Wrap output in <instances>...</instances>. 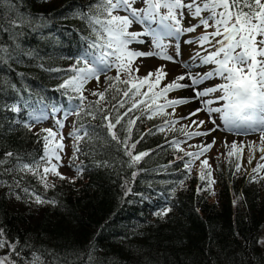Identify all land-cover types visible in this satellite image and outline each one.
<instances>
[{"label": "trees", "instance_id": "1", "mask_svg": "<svg viewBox=\"0 0 264 264\" xmlns=\"http://www.w3.org/2000/svg\"><path fill=\"white\" fill-rule=\"evenodd\" d=\"M94 2L12 0V8L0 0V46L11 53L6 63L0 62V100L19 98L10 87L14 84L25 99L44 97L67 108V98L56 90L65 73L47 70L67 69L94 39L87 23L76 16ZM107 85L104 79L103 89ZM5 115L11 119L15 114L0 113V158L8 151L42 155L43 143L35 134L40 129L30 132L15 124L10 131ZM138 115L140 111L132 117ZM20 118L27 119L26 113ZM164 121L160 115L142 116L129 147ZM80 123L93 125L89 138L80 142V152L71 157V168L74 163L82 166V174L62 173L66 180L49 174L55 187L45 188L38 176L0 167V239L16 244L15 252L0 248V257L7 254L16 264H28L34 253L45 264H264V244L258 243L261 235L264 240L263 180L254 182L217 159L221 167L210 190L208 179H199L200 162L189 176L177 159L183 153L167 143L171 137L165 132L145 135L132 151L150 154L129 167L124 144L111 138L99 116L80 122L74 117V125ZM115 131L120 141L128 135L119 125ZM70 150L73 154V141ZM198 187L204 190L197 192ZM32 193L56 203L38 204ZM165 207L171 208L166 216L155 215Z\"/></svg>", "mask_w": 264, "mask_h": 264}, {"label": "snow or ice", "instance_id": "2", "mask_svg": "<svg viewBox=\"0 0 264 264\" xmlns=\"http://www.w3.org/2000/svg\"><path fill=\"white\" fill-rule=\"evenodd\" d=\"M3 3L15 8L12 0H3ZM76 16L87 23L94 39L86 44L81 53L74 58L75 62L67 69L47 70L65 73L66 78L56 90L62 92L70 106L68 108L63 105L57 106L55 103L46 102L44 97L36 100L25 99L19 96V89H16L14 84L10 87L19 98L11 103L0 100V113L15 114L11 119L6 115L4 117L8 121L10 131L13 130V125L22 124L31 132L35 124L48 119L49 116L63 114V119L55 120L56 130L49 127L35 133L43 143L42 155L37 158L29 153L22 156L19 153L4 152L0 158V167L9 165L3 169L4 172L31 173L40 178L45 188L55 187V184L48 182L49 174L60 180L68 179L59 168L71 166V163L64 165L61 156L66 148L62 129L70 115H74L77 122L85 117L95 120L99 116L105 122L104 126L111 138L124 144V151L130 157L129 167H133L150 154L149 151L138 154H133L132 151L145 135L164 133L166 129L175 131L174 127L169 126L174 125L176 121L165 120L154 131L149 129L147 133L142 134L140 139L132 142L129 147L133 128L142 116L153 119L157 115H169L166 112L167 108L174 109L178 105L199 102L201 107L191 110L182 119H189L190 124L195 125L196 129L206 124L213 127L207 131H186L185 129L190 127L186 125L181 128L183 135L191 139L210 136L217 130L237 134L258 133V142L244 143L234 140L230 146L226 141L223 144L229 148L227 152L229 163L233 157L237 161H242L244 150L247 148V163L251 165L256 159L255 153L259 151L256 165L251 168V173L255 175H251L250 179L254 182L258 179L264 180V0H95L88 11L76 13ZM11 23L13 26H19L16 21ZM134 25L137 26L136 30H130ZM201 28L203 29L201 34L191 39L186 38L187 34H194ZM166 38H172L175 43L166 45L164 43ZM181 38H184V43L196 45L198 48L187 61L176 59L181 55ZM133 44L150 45V50L134 49L131 47ZM170 47L173 48V54L169 53ZM5 57L11 58V53L8 48L0 46V62L6 63ZM148 57L180 63L188 71L175 76L171 82L160 88L161 81L168 76L166 66L150 69L144 76L139 75L142 65L137 66L136 61ZM112 69H115L116 75L107 76L106 73ZM101 76L108 81L107 87L93 91L91 94L97 99L85 104L86 85L92 80L99 83ZM185 89H191L190 97L167 98L168 93ZM109 93L115 94L109 96ZM161 98H164L163 103L159 102ZM126 105L130 106L126 108ZM122 109L126 110L121 112ZM136 111H140L141 115L133 118L132 114ZM201 112L207 115V120L194 119ZM22 113H26L27 119L20 118ZM217 120L221 123L218 124ZM118 125L128 133L124 141L119 140L115 131ZM91 127H93L91 123L87 126L80 123L79 127L74 125L68 134L73 138V157L80 152V142L89 138L88 129ZM167 143L174 150L183 153V156H178L177 159L183 163L184 170L189 176L196 161H200L202 171L199 179L201 181L208 179L210 189L216 181L211 178L212 170L208 159L200 160V157L212 149L216 138L213 136L207 143L189 145V148H195V151H186L181 147L186 140L173 139ZM25 156L30 157L28 162L25 161ZM241 168L242 163L237 162L235 171L238 173ZM76 171L77 174H82L83 167L77 166ZM132 175L134 178L137 173L133 172ZM180 184L183 186V181ZM203 190L197 188V192ZM24 191L28 192V189L25 188ZM174 193L175 189L173 195ZM32 195L38 204L56 203L55 200L46 201L35 193ZM170 211V207H165L155 215L162 218ZM2 236L3 230L0 229V237ZM258 243L264 244V240ZM5 247H10L12 252L16 250L15 243L9 245L7 240L0 239V248ZM0 264L16 262H9L6 254L0 257ZM28 264H45V260L41 255L34 253Z\"/></svg>", "mask_w": 264, "mask_h": 264}, {"label": "rangeland", "instance_id": "3", "mask_svg": "<svg viewBox=\"0 0 264 264\" xmlns=\"http://www.w3.org/2000/svg\"><path fill=\"white\" fill-rule=\"evenodd\" d=\"M120 14L123 15L124 13H120ZM140 27H143V26H140ZM136 28H137V26L134 25L133 28L130 29V30H136ZM201 32H203L202 28L201 29H197L196 33L187 34L186 38L191 39L194 36H198L199 34H201ZM145 39H150V37H145ZM183 39L184 38H181V43H180L181 55L176 58L178 61H187L189 59L190 55L194 54V52L196 50H198V48L188 49L187 45H189V44H186V43L182 42ZM164 43L166 45L167 44H174L175 41L172 38H166ZM131 47L134 48V49H137V50H142V51H149L150 50V45H147V44H145V45L133 44V45H131ZM169 53L173 54V48H171V47L169 48ZM149 58H155L157 61L159 60V61L165 63L166 67L168 66V67H170L172 69L171 73L168 72L167 78L161 81V83L159 85L160 88L164 87V85L166 83L171 82L172 79L175 76H178V75L188 71V69L184 68L183 65L180 64V63H172L170 61H166V60L159 59V58H156V57H148V58H140L139 60L136 61L137 66L142 65L140 67V72H139L140 76L146 75L147 71L150 70V69L151 70H155L156 68H158V67L163 65V64L159 63L157 66H155V64L154 63L152 64V62L150 64H148ZM168 63H170V65ZM193 70H196V69H193ZM106 75L107 76H112V75L115 76L116 75L115 69H112V70L108 71L106 73ZM104 79H105L104 76H101V81L99 83H97L96 80H92V81H90L88 83V85H86V91L84 92V95L87 97V100L85 101V103L90 98H97L96 96H93L91 93L93 91H95V90H103ZM187 82L188 81H184V83H187ZM216 82L218 83L219 81H216ZM144 90H146V86H145ZM191 95H192L191 89H185V90H177V91L170 92V93H168L167 98L168 99H175V98H178V97H190ZM159 102L163 103L164 102V98H161V100ZM69 106L70 105H68L67 108ZM197 107H201L199 102H192V103L187 104V105H178V106H175L174 109L171 108V107L166 109V112L169 113V115H165V116H161L160 115V117L163 118V120H175L176 121V123L174 125H170L169 126V127H174L175 131H171V130L166 129L165 133H167L171 137L169 139V141H171L173 139H179L181 141H185L186 140V143H182L181 144V147L184 148L186 151H195L196 150L195 148H189V145H197V144H200V143H207V142L211 141L212 138H213V136L210 135V136H207V137H192L191 139H188L181 132V128H184V126H186V125H190V127L185 129L186 131H188V130L207 131L208 128L213 127V125H211V124H206L204 127H201L200 129H196V127L194 125L190 124V120L189 119H182V117H186L188 115V112H190L191 110H193V109H195ZM74 117H75L74 115H70L68 117V119L65 120L64 128L62 129V132H63V134L65 136L64 144L66 146L65 151L63 153H61L64 165H69L71 163V157L73 155L71 150H70L73 138L71 136H69L68 134L73 130ZM56 119H63V114L62 113H58V114H56L54 116H49L48 119L43 120L42 122L35 124L34 128L42 129V128L51 127V128H53V130H56V125H55V120ZM194 119L207 120L208 117H207V115L205 113L201 112ZM217 123L220 124L221 121L217 120ZM220 131H221L223 137L221 136L219 138V137L214 136L216 138L215 145L212 147V149L210 151L205 153L204 156L200 157V160H203L205 158L208 159L209 164L211 165V170H212V177L211 178L214 179L215 181L218 179V171H219V169L221 167V165H219L217 159L220 160L222 165L226 164V163H229L228 159H227V152H228L229 148L224 146V144H223L224 141H226L229 146L232 143V141H234V140L238 141V142L242 141L244 143H248V142H251V141H257V142L259 141V136H255L253 139H251V138L247 137L246 134H244V133L237 134L235 132H228V131H224V130H220ZM81 134H83V133H81ZM244 137H246V139ZM247 155H248V149L245 148V150H244V159L242 161H237L236 158L233 157L232 158V162L230 164H232L234 166V168H235V164L237 162H241L242 163V168H241V170L239 172L240 174L243 172L247 176L255 175L254 173H251V168L255 167L257 159L259 158L260 153H259V151H257L255 153L256 159H254L252 161L251 165H249L247 163ZM199 162H200L199 160L196 161L192 171L195 169V167L197 166V164ZM73 165L74 166H72V168H71V166L70 167L69 166H62V167L59 168V171L61 173H63V174H75L73 176L76 177V176L79 175V174H77V171H76L77 165H76V163H74ZM200 170H201V167H200ZM214 185H215V183L211 185L210 190H212L214 188L213 187ZM262 239H263V235H261V240Z\"/></svg>", "mask_w": 264, "mask_h": 264}, {"label": "bare ground", "instance_id": "4", "mask_svg": "<svg viewBox=\"0 0 264 264\" xmlns=\"http://www.w3.org/2000/svg\"><path fill=\"white\" fill-rule=\"evenodd\" d=\"M188 46V49H192V48H197V46L196 45H187ZM196 50V49H195ZM191 51V50H190ZM156 61V62H155ZM152 62V64L154 63L155 64V66H157L159 63L160 64H163L164 66H165V63H163V62H161V61H157L155 58H149V60H148V64H150ZM169 65H170V63H168ZM167 72H170L171 73V71H172V69L170 68V67H166V69H165ZM187 111V110H186ZM188 112V111H187ZM189 113V112H188ZM186 115V114H185ZM206 119V118H205ZM195 126V125H194ZM202 127H204V126H202ZM211 136H216V137H221L222 136V133H221V131L220 130H217L216 132H214V133H212V135ZM246 136L247 137H249V138H251V139H253L255 136H259V134L258 133H248V134H246ZM223 137V136H222ZM245 139H246V137H244ZM249 141V140H248Z\"/></svg>", "mask_w": 264, "mask_h": 264}]
</instances>
